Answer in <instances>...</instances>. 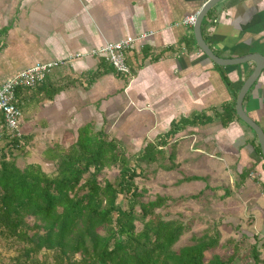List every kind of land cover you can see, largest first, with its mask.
<instances>
[{
	"label": "crops",
	"instance_id": "1",
	"mask_svg": "<svg viewBox=\"0 0 264 264\" xmlns=\"http://www.w3.org/2000/svg\"><path fill=\"white\" fill-rule=\"evenodd\" d=\"M202 6L203 0H0V82L37 64L66 60L47 78L62 88L52 100L37 89L18 96L22 111L30 109L22 133L32 134L43 150L48 139H65L71 121L75 137L97 118L103 125L124 118L130 139L142 132L143 147L167 141L164 149L172 139L175 157L189 146L223 163L229 185L221 197L228 206L224 215L239 223L248 218L264 264V157L236 110L229 121L224 115L228 106L235 109L257 64L220 65L204 54L193 27L182 23ZM202 33L220 58L254 55L264 67V0H221L207 13ZM129 37L136 39L127 53L132 77L89 54ZM78 53L83 56L74 57ZM243 107L264 130V68ZM59 144L64 146L55 141L50 147ZM230 209H243L244 217Z\"/></svg>",
	"mask_w": 264,
	"mask_h": 264
},
{
	"label": "trees",
	"instance_id": "2",
	"mask_svg": "<svg viewBox=\"0 0 264 264\" xmlns=\"http://www.w3.org/2000/svg\"><path fill=\"white\" fill-rule=\"evenodd\" d=\"M47 78L35 89L52 100L62 88ZM35 89L19 88L17 98ZM19 105L22 109L20 101ZM225 111L229 121L235 109L228 106ZM31 138L5 136L0 141V246L12 251L7 256L0 253V264L234 262L236 251L227 260L217 254L207 258L206 253L219 245L218 231L193 237L192 244L176 248L188 227L180 217L168 219V214L161 213L170 197L143 200L146 190L139 189L136 178L144 165L163 159L161 143L167 145V141L147 143L130 158L120 142L87 122L68 147L59 144L46 149L45 159L56 167L50 173L39 163L24 168L17 164L23 141ZM168 157L175 158L173 146ZM175 165L163 168L170 171ZM114 167L119 176L112 181L106 171ZM251 250L255 262L263 264L257 244Z\"/></svg>",
	"mask_w": 264,
	"mask_h": 264
},
{
	"label": "rangeland",
	"instance_id": "3",
	"mask_svg": "<svg viewBox=\"0 0 264 264\" xmlns=\"http://www.w3.org/2000/svg\"><path fill=\"white\" fill-rule=\"evenodd\" d=\"M29 110L28 106H24L20 128H26V124L29 122ZM123 121L124 118H120L103 125L101 118H97L92 123H94L96 130L102 129L107 132L109 138H114L120 142L121 149L125 151L128 157L133 158L144 148L143 135L139 131L137 133L138 139H130L132 137L127 135L122 126ZM71 123V127L66 128L65 139L60 136L48 139L46 149L52 148L50 146L55 141H62L64 147H68L75 140L73 125L77 124L73 121ZM31 136L29 141H23V148L20 149L22 152L19 153L20 155L18 154L17 164L24 168L28 164L39 163L45 171L53 173L56 168L55 164L45 159L44 152L46 149L43 150V145H36L35 142H32L35 139L32 134ZM37 140H40L39 136H37ZM172 146L174 144L171 139L169 145L164 148L165 156L163 159L149 167L144 165L145 169L136 178V184L139 189L146 190L144 201L155 199L157 195L170 197L167 207L160 210L161 213L163 215L168 214V219L180 217L188 227L176 244V248L192 244L193 237H200L204 233L213 234L214 231H218L220 233L219 245L206 253L207 258L217 254L227 260L236 251L235 260L231 264H260L255 262L251 254L255 239L251 236V226L247 223L248 218L243 216V209L240 212L238 209H230L232 213H237L241 218L244 217L240 223L236 216L224 215V209L228 206L221 197L225 192L223 189L227 190L229 185H226L228 177L223 163L212 161L203 152H193L189 146L185 152L181 151L180 157L177 155L174 160H170L168 154ZM171 163L176 164L172 170L168 171L163 168ZM206 163L209 164V168H207ZM118 176V169L115 167L106 171V177L112 181L116 180ZM0 253L6 256L12 255V251L10 252L6 245L0 246ZM262 257L264 259V252Z\"/></svg>",
	"mask_w": 264,
	"mask_h": 264
},
{
	"label": "built area",
	"instance_id": "4",
	"mask_svg": "<svg viewBox=\"0 0 264 264\" xmlns=\"http://www.w3.org/2000/svg\"><path fill=\"white\" fill-rule=\"evenodd\" d=\"M208 1L210 0H203V5ZM197 14L185 17L182 21L183 25L193 27ZM135 41V38L129 37L118 42L106 43L101 47L92 49L89 54L106 60L112 65L117 74L132 77L133 68L127 62V53ZM81 56L83 54L78 53L74 57L78 58ZM65 63L66 60H60L37 64L11 79L0 82V141L5 136L20 138L23 135L20 128L23 113L17 98V89L26 87L37 88L56 67L63 66Z\"/></svg>",
	"mask_w": 264,
	"mask_h": 264
},
{
	"label": "water",
	"instance_id": "5",
	"mask_svg": "<svg viewBox=\"0 0 264 264\" xmlns=\"http://www.w3.org/2000/svg\"><path fill=\"white\" fill-rule=\"evenodd\" d=\"M221 0H210L207 3H205L200 11L197 14L196 22L193 26V31L195 34V39L200 47V49L204 52L205 55H207L212 61L215 63H218L220 65H241V64H246L250 61H255L256 62V68L255 70L251 73V75L248 77V79L245 81L244 85L242 86L238 96H237V101L235 105V110L239 118L246 123L256 134L257 139L259 141L262 154L264 157V130L262 127L254 121L244 110L243 107V101L244 97L249 91L250 87L253 85V83L258 79L260 74L262 73V67L258 62L257 58L253 55H248L244 57H240L237 59H222L219 56H217L213 50L210 48V46L207 44L203 37L202 33V24L204 19L207 16V13L214 7L217 3H219Z\"/></svg>",
	"mask_w": 264,
	"mask_h": 264
}]
</instances>
